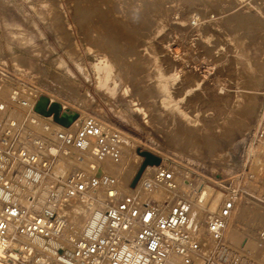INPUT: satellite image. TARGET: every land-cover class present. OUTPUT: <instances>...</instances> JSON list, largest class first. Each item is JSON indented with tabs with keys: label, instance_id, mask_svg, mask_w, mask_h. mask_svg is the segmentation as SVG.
<instances>
[{
	"label": "rangeland",
	"instance_id": "obj_1",
	"mask_svg": "<svg viewBox=\"0 0 264 264\" xmlns=\"http://www.w3.org/2000/svg\"><path fill=\"white\" fill-rule=\"evenodd\" d=\"M117 2L0 0V62L4 63L6 70L13 72L21 65L25 72L20 77L16 75L17 80L21 87L33 90H21V101L34 102L44 98L49 102L53 98L54 103L49 102L50 105H65L66 112L78 119L93 117L99 121L102 118L112 132L119 134L125 142V145L120 142L121 147L125 146L131 156L141 158L135 176L129 183L130 189L135 188L136 179H140L147 168L142 171L145 160L141 156L147 153L159 161L158 166L148 167H161L178 173L192 183L193 189L203 185L209 188L210 194L212 190L236 194L238 206L232 218L238 227L236 240L234 243L224 242L239 253V250H244L247 241L253 238L262 244L264 252V224H259L264 216V150L248 143V137L257 130L253 119L245 122L241 133L234 134L231 131L232 126L242 121L244 110L254 109L260 119L264 108V73L255 72L252 79L246 77L243 71L244 64L250 69L255 65L264 67V0L151 1L164 15L161 23L163 30L159 34L155 33L156 21L153 20L146 31H130L133 34L127 38L124 29L119 28L121 32L118 31L117 38H113L118 46L120 42V46L125 47L121 50L125 54L137 52L141 46H145L144 38H150L146 43L145 65L142 69H132L121 87L127 85L132 95L145 88L151 81L148 79L155 74L164 75L169 97L178 103L180 111L196 119L199 127L215 128V131L212 130L215 132L213 136L220 144L216 154L202 145L194 152H189L185 145L175 146L167 134V124L139 120L133 123L126 119L123 111L120 112L123 108L119 101H111L106 93L95 91L92 67L98 61L99 50L83 32L82 10H91L95 5L99 14L109 11L108 18H103L106 21H110V18L113 23L115 20L123 22V11L115 13L111 8L106 9L109 4ZM234 19H246L248 28L236 31L230 25ZM3 22L19 25L33 34V44L24 45L18 39L9 41ZM62 34L65 37L63 40L60 39ZM101 51L108 55L111 53L110 47ZM12 57H16V64ZM82 65L89 72L90 83L81 74ZM149 83L152 84L151 92L162 97L164 92L154 87L155 82ZM62 88L70 91L68 94L72 100L59 97L58 92ZM0 95L6 100L7 90L2 88ZM247 104H251V107H246ZM36 121L38 127L31 126L28 121L25 129L54 141V131L47 134L41 130V126L48 122L38 121L37 118ZM48 125L51 130L53 125ZM250 148H253V153ZM79 158L78 161L74 156L67 155L54 160L51 175L41 177L31 174L32 183L29 186L24 177L30 174L22 170L25 175H21L24 177H14L13 183H21L20 189L30 206L27 208L22 202H18V206L30 214L57 218L56 209L64 199L59 192L58 182L67 180L72 173L89 178L93 173L89 167L98 165L91 156ZM152 189L157 195L156 188ZM105 192L101 188L99 193L103 198L95 199L103 214ZM217 192H214V199L218 197L221 201L222 196ZM144 200L157 204L152 195ZM0 204L3 202L0 201ZM203 236L200 238L203 252L194 264H204L207 255L210 243ZM60 244L62 246L56 249V255L68 250L63 243ZM45 249L53 251L49 240L42 242L41 251ZM35 255L33 252L24 262L22 258L21 264H34ZM222 260L221 255H218L213 263L222 264Z\"/></svg>",
	"mask_w": 264,
	"mask_h": 264
},
{
	"label": "bare ground",
	"instance_id": "obj_2",
	"mask_svg": "<svg viewBox=\"0 0 264 264\" xmlns=\"http://www.w3.org/2000/svg\"><path fill=\"white\" fill-rule=\"evenodd\" d=\"M151 1L156 2L161 0H118L117 3L106 6V9L111 8L115 13L123 11L122 13L125 14V21L123 22L115 20L113 23V20L110 18V21H106L103 18H108L109 11L104 9V14H99V10L95 5L92 6L91 10H82L84 16L82 20L84 24L83 32L88 36L87 38L91 42H94V44L98 46L99 50L98 61L96 65L92 67L95 91L106 93L111 101H119L123 108L120 112L123 111L122 114L127 116L126 119L133 123H136L139 120L147 123L153 122L158 125L167 124V134L171 137L175 146L185 145L188 147L189 152H194L198 146L202 145L207 149H210L212 154H216L220 144L217 141L218 139L216 140L213 136L215 134V128L199 127L196 119L190 118L188 115L180 111L177 106L178 103L172 101L169 97L164 75L157 73L155 76H152L151 79H148L151 80L149 82H155L154 87H157L164 92L162 97H157L156 93L154 94L151 92L152 84L149 82L145 88L139 91V93H134L132 95L129 94L127 85L121 87L122 82H125V80L129 78V72L132 69H142V66L145 65L146 62L144 63V57L147 50L146 43L150 41V38H144V43H146L144 47H140V50L132 53L128 52V54L121 51L125 47H123V45L120 46V42L118 46L113 38L114 36L117 38L116 35L118 31L119 33L121 32L119 28L124 29L127 38L130 37L129 35L133 34L130 31H136L137 29H143L146 31L153 20L156 21L155 33L159 34L163 30L161 23L163 22L164 15L162 14V10H159L160 8ZM247 24L248 22L246 19H234V22L230 25L237 31L240 29H247ZM3 27L5 28L6 37L9 41L18 39L24 45L33 44L35 36L23 30L21 26L3 22ZM245 33L247 32L245 31ZM64 38V34H62L60 39L63 40ZM109 47L111 50L110 55L101 51ZM262 49H264V38L262 39ZM12 58L13 63L16 64V57ZM2 63L3 62H0V66L5 68L3 66L4 63ZM14 71L15 75H18L19 77L24 75L25 72L21 65L17 67V71L15 69ZM80 71L85 80L90 83L89 72L83 65L82 68L80 67ZM157 71L161 72L159 69H157ZM243 71L246 73V77H251L253 79L252 76H254L255 72L264 73V67L262 65H259L258 67L255 65L250 69L244 64ZM20 90L33 91L25 86L21 87ZM68 92L70 91L62 88V90L58 92V95L59 97H65L67 100H72L73 98L69 97ZM50 101L54 103L53 98H51ZM121 102H123V104H121ZM24 103L27 104V102ZM53 103L48 106V101L44 98L35 103L34 116L37 120L42 121L43 118L48 117L43 120H51L53 123V129L51 128V130L49 126L42 125V132L50 134L54 131V136L59 132L75 133L85 119L82 117L78 119L74 114L66 112L67 108L65 105L59 106L58 104ZM246 107H251V104H247ZM42 115L45 117H42ZM88 119L95 122L104 135L117 136L118 139H120V142L123 143L121 136L112 132L113 130L111 127L105 124L102 118H99V121L93 117ZM252 119L254 120L253 125L257 127V130L253 133L260 131L264 132V108L261 111L260 119L254 109L249 108L244 110L242 112V121H239L232 126L231 131H233L234 134L241 133L245 128V122ZM20 120L27 125L28 121L26 119L22 118ZM29 122L33 127L39 126L35 119L30 120ZM27 130L31 134H37L29 129ZM219 139L221 140V138ZM57 150L58 146L53 145L50 148L49 153L54 155L57 153ZM250 150L251 153L254 152L252 151L253 148H250ZM120 151H122V154L120 153V162L113 163L109 159H94L95 157L88 147L79 150L77 153L78 156H91V158H93L98 164L95 168V174L98 175L99 179L98 187L94 188L91 193L68 199L64 198L61 201L58 209H56V220L60 223V228L57 231H53L49 239L53 251L47 249H45L44 252L41 251L42 241L38 238L28 240L25 238L17 239L16 237L10 242L7 252L0 249V264H21L20 260L23 258L22 261H26L27 257L33 252L36 254L33 260L34 264H62L61 259L56 255V249L62 246L60 243H63L68 251H72L74 245L79 241L94 239V237L98 236L104 237L106 221L102 209L97 207L98 201L95 200H101L103 198L99 193L101 188L106 190V194L104 193V195L111 193L112 195L119 197L127 196L134 199L138 204L142 200L145 202L146 200L144 199L149 197V195H152L157 200L158 205H156L158 210L163 213L170 207L176 197L192 187L190 181L186 180L180 174L172 172L173 183L171 185L159 182L156 183L155 180H152V177H155L160 170L155 167H147L135 188L130 189L129 183L135 176L137 167L139 166L137 163H140L141 158L131 156L129 151L125 149V146L121 147V144ZM70 152L65 151L66 155L71 154ZM91 167H89V169H91ZM22 174L25 175V173ZM1 182L2 180L0 179V183ZM15 182H12V185H10L7 191L2 190L0 186V201L3 202V204L12 206H18L17 203L22 202L28 208L30 203L26 201L24 193L20 189L21 183ZM153 187L156 188V192H158L157 195L153 192ZM197 191L207 193L209 188L200 185L196 188V192ZM187 201L190 205V220L187 225V230L200 241V238L204 233V229L202 230L201 226V219L204 217V211L195 205V203L189 198ZM219 202L220 198L218 197L211 201L205 213H208V215L212 217L215 216ZM1 206L2 205L0 204V212ZM237 206L238 202L236 200L235 212H237ZM50 208H52V205ZM259 224H264V216L261 217ZM235 225L236 224H234V221L231 218L226 226L224 236L220 240L222 247L234 250L236 261L238 262L237 264H264V252L261 247L262 244L257 239L250 238L247 241L244 250H239V253L236 248L224 242L227 240L232 243L236 240L235 233L238 227ZM16 227L17 225L15 224L11 225L9 228L10 233L15 232L17 229ZM170 261L173 264H182L181 260L174 256L170 257Z\"/></svg>",
	"mask_w": 264,
	"mask_h": 264
},
{
	"label": "built area",
	"instance_id": "obj_3",
	"mask_svg": "<svg viewBox=\"0 0 264 264\" xmlns=\"http://www.w3.org/2000/svg\"><path fill=\"white\" fill-rule=\"evenodd\" d=\"M2 88L7 90L6 100L0 95V186L4 191L10 187L14 177L21 175L22 170L30 174L24 177L28 186L32 183L31 174L41 177L51 175L53 161L67 156L65 151H71L68 156H74L79 161L77 153L88 147L94 159H109L113 163L120 161V139L114 135H104L90 119L83 120L75 133H57L54 141L31 134L20 119L36 121L35 103L38 100L27 104L21 101V83L17 76L0 66V92ZM45 122L53 124L51 120ZM248 141L252 147L264 150V132L251 134ZM53 145H57L58 150L51 155L49 151ZM95 168L91 167L93 173L89 178L72 173L67 180L58 182L59 192L67 199L91 193L99 185ZM158 169L159 173L153 178L155 182L171 185L173 174L167 169ZM209 192H196L191 187L176 197L163 213L153 202L141 201L138 204L130 197L108 193L103 202L105 236L79 241L72 251L65 250L57 256L62 264H173L171 256L179 258L182 264H194L203 251L200 241L187 230L190 220L189 198L204 211L201 226L210 245L203 263L214 264L213 260L221 255L222 264H237L234 250L223 248L220 244L226 226L235 214L236 194L215 190L211 194ZM214 192L222 199L212 217L205 211L214 200ZM13 224L17 225V229L10 233L9 228ZM59 228L60 223L56 218L30 214L20 206L2 204L0 249L7 252L10 242L16 237L48 241L52 232Z\"/></svg>",
	"mask_w": 264,
	"mask_h": 264
},
{
	"label": "water",
	"instance_id": "obj_4",
	"mask_svg": "<svg viewBox=\"0 0 264 264\" xmlns=\"http://www.w3.org/2000/svg\"><path fill=\"white\" fill-rule=\"evenodd\" d=\"M142 158L145 160L144 164H143V168H142V171L144 168L148 167V166H158L159 164V161L157 159H155L154 157L150 156L149 154L147 153H144L141 155ZM141 171V172H142ZM139 177V176H138ZM139 178L136 179V183L138 182ZM135 183V184H136ZM134 187V184L133 186Z\"/></svg>",
	"mask_w": 264,
	"mask_h": 264
}]
</instances>
